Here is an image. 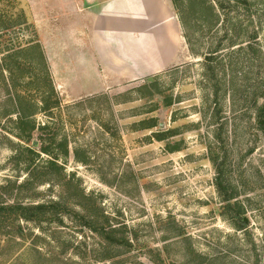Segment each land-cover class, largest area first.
<instances>
[{"label": "rangeland", "instance_id": "374dc122", "mask_svg": "<svg viewBox=\"0 0 264 264\" xmlns=\"http://www.w3.org/2000/svg\"><path fill=\"white\" fill-rule=\"evenodd\" d=\"M47 1L0 0V264H264V0H166L170 55Z\"/></svg>", "mask_w": 264, "mask_h": 264}, {"label": "crops", "instance_id": "0c3cea01", "mask_svg": "<svg viewBox=\"0 0 264 264\" xmlns=\"http://www.w3.org/2000/svg\"><path fill=\"white\" fill-rule=\"evenodd\" d=\"M49 9L65 15L53 21L54 27L64 28V38L71 39L70 28L82 29V42L85 53L93 55L95 39L101 29L102 36L122 41V55H157L154 44L160 43L161 53L170 55L164 50L169 43L170 31L167 27L166 0H48ZM54 6V7H52ZM167 10V9H166ZM119 21L115 26L114 22ZM51 26V25H50ZM53 26V24H52ZM114 29H118L117 32ZM122 29V31H121ZM160 29L166 32L165 41L160 40ZM98 41V40H97ZM97 43V42H96ZM76 44H79L76 42ZM142 44L147 47V53L142 52ZM66 50L72 43H65ZM145 49V47H144ZM71 53L67 50V53ZM84 53V52H83Z\"/></svg>", "mask_w": 264, "mask_h": 264}, {"label": "trees", "instance_id": "16d2710c", "mask_svg": "<svg viewBox=\"0 0 264 264\" xmlns=\"http://www.w3.org/2000/svg\"><path fill=\"white\" fill-rule=\"evenodd\" d=\"M15 100H16L18 106H20V109L18 107V109L16 111H14V113H13V114H17L18 115V119H17L18 123L16 122L18 127H16V128L20 132H22V134L24 133L26 137H22V135H16V136H19L17 138L25 140V142H28L29 139H30L32 130L35 129V125L33 123L30 124V122L28 121L29 116H25V115L22 116V114H21L22 106H21V102H20L19 96L16 95ZM255 120H256L257 126L264 133V105H260L259 107L256 108ZM159 140H161V139L159 138ZM42 152L49 153V150L47 148H44V149H42ZM51 164L54 165V163H51ZM222 184L223 183H222L221 180H216V186L220 190H224ZM231 198H232V196H228L227 201H229ZM235 207H236L235 209L237 211V206L235 205ZM48 208L49 207H44L43 205H41V206H39L36 209H41V211L43 212V211H46V209H48ZM20 211H21V213H20ZM30 211H31L30 207L21 206L18 209V212L20 214L19 213H17V214H19L20 216H23V218H25L27 220L29 218L28 217V212H30ZM240 212H242V211H240Z\"/></svg>", "mask_w": 264, "mask_h": 264}]
</instances>
